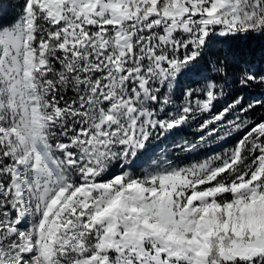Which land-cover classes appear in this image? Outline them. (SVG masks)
<instances>
[{
	"label": "snow or ice",
	"instance_id": "snow-or-ice-1",
	"mask_svg": "<svg viewBox=\"0 0 264 264\" xmlns=\"http://www.w3.org/2000/svg\"><path fill=\"white\" fill-rule=\"evenodd\" d=\"M238 40L264 0H0V264H264V93L207 68Z\"/></svg>",
	"mask_w": 264,
	"mask_h": 264
},
{
	"label": "trees",
	"instance_id": "trees-1",
	"mask_svg": "<svg viewBox=\"0 0 264 264\" xmlns=\"http://www.w3.org/2000/svg\"><path fill=\"white\" fill-rule=\"evenodd\" d=\"M262 47H264V42L258 40H238L231 42V44L216 43L213 45L212 50L209 54V62L207 63V68L209 69L210 75L217 77L220 84H225L226 82L228 85V87L225 88V96L221 98V105L226 100H230L232 98V95L242 94L247 98H252L254 96H259L261 93H264V86H251L247 88H241L239 85H237L235 83V80L245 70L246 65L244 63H239L230 57L227 60L225 59L230 49L245 52H255L256 59L254 60L255 67L253 70H259L261 67L259 55ZM217 59H219L222 65H224V71L219 74L215 71H212ZM220 77H226V81L225 79H220ZM260 114L261 112L260 110H258L256 115L259 116ZM193 136V129L188 128L177 132L175 138L186 137L188 139H192Z\"/></svg>",
	"mask_w": 264,
	"mask_h": 264
},
{
	"label": "rangeland",
	"instance_id": "rangeland-1",
	"mask_svg": "<svg viewBox=\"0 0 264 264\" xmlns=\"http://www.w3.org/2000/svg\"><path fill=\"white\" fill-rule=\"evenodd\" d=\"M213 147H216L215 145ZM218 150V149H217Z\"/></svg>",
	"mask_w": 264,
	"mask_h": 264
}]
</instances>
